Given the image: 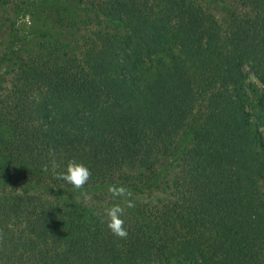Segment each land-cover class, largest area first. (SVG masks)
Returning <instances> with one entry per match:
<instances>
[{"label": "trees", "instance_id": "trees-1", "mask_svg": "<svg viewBox=\"0 0 264 264\" xmlns=\"http://www.w3.org/2000/svg\"><path fill=\"white\" fill-rule=\"evenodd\" d=\"M35 1L0 0V264H264V0Z\"/></svg>", "mask_w": 264, "mask_h": 264}, {"label": "clouds", "instance_id": "clouds-1", "mask_svg": "<svg viewBox=\"0 0 264 264\" xmlns=\"http://www.w3.org/2000/svg\"><path fill=\"white\" fill-rule=\"evenodd\" d=\"M49 154L52 159L50 160L49 164L44 166L43 171H49L50 166L52 173L57 179L70 184L76 190L83 189L91 178L92 173L90 169L83 163L70 160L65 165L63 171H58V169L61 167V164L55 159V151H50ZM108 193L112 197H124L125 206L122 207L120 204H114L113 206L105 209L104 215L106 217V227L118 239H127L128 231L125 228V221L122 219V217L125 213V207H134L133 202L128 199L132 196V193L126 186L115 184L108 186ZM82 199L85 202L91 201L92 195L85 191L82 193Z\"/></svg>", "mask_w": 264, "mask_h": 264}, {"label": "rangeland", "instance_id": "rangeland-1", "mask_svg": "<svg viewBox=\"0 0 264 264\" xmlns=\"http://www.w3.org/2000/svg\"><path fill=\"white\" fill-rule=\"evenodd\" d=\"M43 0H36L27 9L26 15L18 21L19 26L25 31L32 33L36 24L40 22ZM252 79H249L251 81ZM264 192V189H263Z\"/></svg>", "mask_w": 264, "mask_h": 264}]
</instances>
